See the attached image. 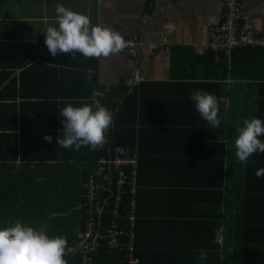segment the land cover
Here are the masks:
<instances>
[{
	"label": "crops",
	"instance_id": "crops-1",
	"mask_svg": "<svg viewBox=\"0 0 264 264\" xmlns=\"http://www.w3.org/2000/svg\"><path fill=\"white\" fill-rule=\"evenodd\" d=\"M237 3L239 25L264 35V0ZM58 4L89 16L93 25L135 36L136 56L126 51L100 58L78 52L51 56L44 34L47 27H58ZM222 12V0H0V161L15 164L13 169H0V228L7 227L6 207L25 202L24 176L35 175L42 182L48 175H59L55 168L23 170L14 146H39L47 134L62 137L61 110L68 104H90L93 89L105 94L121 88L112 98L120 103L137 87L139 264H201L200 251H206L212 240L211 222L222 214L231 225L233 199L240 196L239 183L246 181L248 164H254L249 180L253 200L246 202L241 218L263 221L264 176L255 175L264 168L258 159L263 155L256 152L242 164L234 141L244 120L258 118L256 96L264 95V48L234 50L229 58L207 51L209 28ZM3 58L26 64L13 67L14 60ZM89 70L92 76L87 81ZM217 84L222 88L220 98L238 100L231 109L233 118L227 120L232 123L230 138L224 127H211L189 99L194 90L211 93ZM259 119L264 121V111ZM21 128L30 142L13 136ZM33 132L41 135L33 137ZM57 137L52 143L59 145ZM74 149L57 146L52 153L58 159L74 158ZM85 149L77 152L85 157ZM86 174L79 172L76 207Z\"/></svg>",
	"mask_w": 264,
	"mask_h": 264
},
{
	"label": "trees",
	"instance_id": "trees-1",
	"mask_svg": "<svg viewBox=\"0 0 264 264\" xmlns=\"http://www.w3.org/2000/svg\"><path fill=\"white\" fill-rule=\"evenodd\" d=\"M249 48L253 49L251 47H239L235 50ZM222 55L225 56L224 53H222ZM3 59L5 61L14 60L16 64H10V66L13 67H23L26 64L22 59ZM218 62L222 61L218 60ZM214 88L215 89H213L211 94L219 97L222 94L221 86L217 84ZM140 90L141 88L139 87L134 88L129 94L127 93V95L123 97L120 103L119 99L112 102V98L118 97L120 91H122L121 88H117L116 90L104 94V97L101 100L105 103H111V106L107 105V108L113 109L114 113L112 114L114 122L105 133L107 143H105L103 147L98 150H92L88 146L80 147V149L82 147L86 148L85 157H83V153L77 152L80 149H74V158L67 155L66 157L61 156V158L58 159L59 157L53 155L52 152L54 150L57 151V146L64 150L66 148L54 143L48 144L45 140L43 143L39 144V146H35V144L31 143L28 145L21 143L19 146H14L15 148L18 147L20 152V159L23 161V164H21L23 170H33V167L34 170L41 169L44 171H51V168H55L59 175H48V177L42 182H38V178L35 175L24 176L23 180L24 183L26 182V186L23 190V197L25 202L6 207L7 215H9L7 216V224L5 223L7 227L14 226V223L19 220L24 225L31 226L34 229H45L46 235L49 237H66L67 244L75 238L74 231L79 226L80 213V210L76 207L78 202L77 182L79 172L82 170L84 172L86 171V173L92 172L96 167V161L98 158H107V156H110L111 148L114 145L120 144L134 146L137 137L135 125L137 124L138 94L140 93ZM260 91L261 90H257V92ZM227 102L228 105L225 112L222 105H220L218 118L221 121L220 126L227 129L230 138L232 123H227V120L233 118L231 109L233 106H238V100L235 97H231V102L229 103V99ZM256 105V117L259 119V114L264 111V95L259 94L256 96ZM227 112L229 113V116H227ZM226 125L227 127H225ZM234 129H236V127ZM35 135L39 136L41 134H35L33 132V137H35ZM13 136H19L21 139L23 137L24 139L27 138L26 141L30 142L27 134H24V129L22 128L18 135ZM51 137L54 139L57 136L53 135ZM61 138H63V136ZM259 138L264 141V136ZM258 155H263L258 157V159L264 166V153L259 152ZM58 161L60 162L59 164ZM250 161L254 162L255 160ZM253 165L254 164H252V166ZM252 166L251 164L247 165L248 176L246 181L239 183L241 190L240 196L233 199L231 225L229 222L224 221L225 216L222 214L221 216H217L216 221L211 222L212 240L209 247H206L207 259L204 261L200 260L201 264H264V220L250 223L247 222L245 218H241L246 210V202L248 200L249 202H252L253 200V192L250 189L251 182H249L252 176L250 171ZM14 167L15 164L12 160L0 161V169L2 170L13 169ZM48 184H51V186ZM136 192L134 196L135 199ZM128 203L129 194H126L124 196V203L122 207H120L119 212L120 225L124 229H126L125 225ZM248 204L250 206V203ZM239 218H241V220L237 221ZM106 221V218H104V222ZM220 227H222V229ZM215 238H217L218 241H216ZM134 244L136 253V236ZM188 255H190V253H188ZM119 257H121V252L113 253L111 256L110 253L107 255L106 246L104 244H101L96 251L92 252V258L94 259L95 264H105L107 261L116 260ZM183 258L189 259L187 255L183 256ZM67 263L71 264L70 261L68 262V259ZM76 263L81 264V257Z\"/></svg>",
	"mask_w": 264,
	"mask_h": 264
},
{
	"label": "clouds",
	"instance_id": "clouds-1",
	"mask_svg": "<svg viewBox=\"0 0 264 264\" xmlns=\"http://www.w3.org/2000/svg\"><path fill=\"white\" fill-rule=\"evenodd\" d=\"M56 26H49L44 34V43L49 54L80 53L86 58H100L116 55L124 51L127 41L117 31L99 24L93 25L89 16L58 4L55 9ZM91 70L86 77L91 80ZM104 93L93 89L91 103L81 107L68 104L61 110L63 138L57 143L63 148L88 146L98 150L107 143L105 133L114 122L113 114L101 103ZM189 99L196 111L213 128L220 126L219 105L214 94L194 90ZM238 135L234 141L235 155L239 162L247 164L249 157L256 152L264 153V121L258 118L244 120L243 127H237ZM43 139L52 143L53 138L45 135ZM257 178L264 176V168L256 170ZM67 238L49 237L45 229H34L17 220L14 226L0 228V264H67ZM199 259H207V252L200 251Z\"/></svg>",
	"mask_w": 264,
	"mask_h": 264
},
{
	"label": "built area",
	"instance_id": "built-area-1",
	"mask_svg": "<svg viewBox=\"0 0 264 264\" xmlns=\"http://www.w3.org/2000/svg\"><path fill=\"white\" fill-rule=\"evenodd\" d=\"M222 4L221 18L211 24L205 49L214 53L222 52L229 58L231 52L239 47L264 48V35L255 34L239 25L240 10L237 0H222ZM123 37L127 41L124 51L136 56L138 39L135 36ZM217 101L225 112L228 100L217 97ZM137 171L135 146L117 144L111 148L110 156L98 158L95 169L81 179L77 207L80 210L79 226L74 231L75 238L68 243L67 254L64 256L66 261L68 259L71 264H77L81 257V264H95L92 252L104 244L107 255L121 252V257L105 264H139L134 244ZM126 194H129V203L124 229L120 225L119 212Z\"/></svg>",
	"mask_w": 264,
	"mask_h": 264
}]
</instances>
